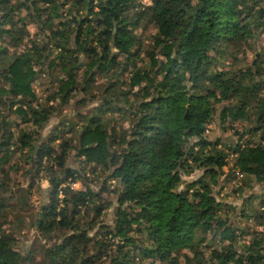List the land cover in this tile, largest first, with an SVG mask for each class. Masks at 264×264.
<instances>
[{
	"label": "trees",
	"instance_id": "16d2710c",
	"mask_svg": "<svg viewBox=\"0 0 264 264\" xmlns=\"http://www.w3.org/2000/svg\"><path fill=\"white\" fill-rule=\"evenodd\" d=\"M9 1L0 0V214L8 205L3 178L10 172L4 167L17 142L27 154L25 162L46 182L48 200L31 224L48 243L20 252L0 228V264H96L103 258L109 264H145L148 259L149 264H264V200L256 214L263 231L239 250L236 229L221 216L228 207L213 190L225 166L232 178L236 170L242 174L244 186L264 184V49L244 70L216 67L218 57L234 56L255 34H264V0ZM23 8L38 24L27 40ZM144 20L156 29L157 54L148 52V67L130 66L127 59L140 43L135 30ZM79 70L85 94L97 74L112 71L113 79L91 111L76 113L75 139L54 134L52 145L41 140L35 146L34 137L56 109L49 101L69 102L79 90ZM123 71L129 74L133 99L124 102L128 126L119 135L110 129L107 112L123 109L118 104L122 89L114 88L123 84ZM40 72L51 87L46 105H38L31 85ZM217 104L222 122H251L247 132L256 142L244 133L227 148L219 139H207ZM65 122L70 129L78 124ZM70 156L82 157L93 172L116 181L113 225L103 220L108 202L87 185L73 188L84 169L68 165ZM197 169L203 171L200 177L183 179ZM210 232L219 247L206 259L202 238Z\"/></svg>",
	"mask_w": 264,
	"mask_h": 264
},
{
	"label": "rangeland",
	"instance_id": "374dc122",
	"mask_svg": "<svg viewBox=\"0 0 264 264\" xmlns=\"http://www.w3.org/2000/svg\"><path fill=\"white\" fill-rule=\"evenodd\" d=\"M142 3L149 4L150 0H143ZM9 4L15 5L16 0H10ZM39 4H41V1ZM20 14L26 18L24 20V28L29 34V36L26 38L27 40L28 38L35 35L38 31L37 20L36 22L31 21L30 17L27 16L28 10H25L24 8L21 10ZM135 33L139 37L140 43L137 47L132 49L134 54L130 56L129 59H127V62L130 63V66H132L131 63L133 62L136 64V67H148V52L152 51L153 53L155 52L157 54V49L155 47L157 40L155 36L156 29L153 27L150 21L144 20L135 30ZM26 40L24 43H27ZM8 49H10V53L14 52L13 48L9 47ZM260 49H264V34L257 33L251 40L248 41V43L241 45L239 50L235 52L234 56L223 55L221 58L218 57L219 62L217 63L218 66L216 67L229 71L241 69L244 70L254 59V53ZM123 62L125 61L123 60ZM90 64L94 66V61H92ZM34 68L38 69V66L35 65ZM121 68H123L122 65H120V69ZM111 73L113 72L111 71L108 74L102 75L97 74L91 78V81L88 83L89 93L85 94L80 90V87L84 83L82 70L77 71L76 82L77 85H80L79 90L74 92L67 104L60 105L58 102L49 101V104H54L56 109L54 110L48 123L41 130H39L37 136L34 137V145L38 146L41 140L52 145L50 139L54 134L75 139L77 137V130L80 127V119L77 117L76 113H87L102 100L104 95V86L109 80L113 79V77H111ZM38 75L40 77L39 80L33 81L31 85L38 97V105H46L48 102V97L50 96L51 87L49 88V83L45 82L44 80L47 79V75L45 73L40 72ZM120 75L119 83L123 81V84L118 86L115 85L114 88L119 91L122 89L121 93L118 92L120 93L118 95V104L123 109L121 110L120 114L116 113L115 115H113L111 111L107 112L110 117V124L112 125L110 129H113L119 135L122 134L124 129H126L128 126L127 117H125L127 116V110L126 106H124V102L126 99H133L132 93L130 92V87L128 85L129 74L126 71H123ZM113 81L114 80H112L111 83H114ZM85 99H87L86 104L82 102ZM112 99L117 101L115 95L112 96ZM220 107L221 104H217L215 106L216 109L213 111L212 119L206 126L207 128L205 136L207 139H219L224 147L227 148L228 146L235 145L239 134L244 133L246 134L244 137L249 139L251 143L256 142V137H254L255 135L247 132L249 127L253 125L251 122L243 120L231 121L229 119L222 122L218 116ZM66 119L78 124L74 128L70 129V127L65 122ZM12 129L15 132V137H17L16 135L18 132L15 126H12ZM18 146L19 145L17 142L11 146L10 149H17V151L10 158L9 164L4 167L5 170H9L10 172L7 177L8 179L3 178L4 182L7 183V186L4 188L3 197L5 198V203L8 205L0 214V219L2 221L0 228L5 234L10 235L15 239L16 249L22 252L32 250L38 245L48 243L38 234L35 226L31 224L32 220L34 219L33 216L35 212H37L38 208L48 200V189H45L46 182L40 181L39 175L37 176L34 173L35 166H33L31 163L25 162V157L27 154L21 151ZM1 155L2 152H0V157ZM82 159L83 158L80 157L79 160H76L74 156H70L67 159L68 165H72L73 168L77 170L79 169L81 172H83L81 168L84 169V173L81 174L82 176L80 178L82 182H76L73 184V188L83 189L87 185L91 190L97 192L99 198H102L108 202L109 207L106 209L103 215V220L105 224L113 225L115 216L114 214L118 207L115 198V192L119 186L115 180L109 179V177H107L108 173L93 172L91 169H89L91 167L85 165V162L82 161ZM229 163L232 165L233 160H230ZM202 174V169H197L192 175L183 176V179L185 181L195 180ZM232 175L231 169L228 166H225L223 170L220 171L218 185H216L213 190L216 199L228 207V212L226 214H222L221 216L224 219H227V224L230 227L236 229L237 237L235 240V247L241 250L243 245L249 244L255 237L259 238L260 235L257 233H261V231H263V226L259 224L256 214L257 211L261 209L260 202L262 199L264 200V184H259L255 181H252L250 182L249 187L244 186L242 177L238 179L236 172H234L233 178ZM0 177L3 176L0 174ZM86 180L88 182L87 184H84V181ZM241 182L242 188L239 191L237 190V187L241 184ZM183 187L184 185H181L180 189ZM97 230L98 228L95 231H91L90 235L94 236V233ZM212 234L213 232H210L207 234V236L202 238L204 243L201 245V248L203 257L206 259L209 258L211 250L214 247H219L215 240H211ZM214 242L216 243L214 244ZM261 245L263 248L262 252H264V238ZM183 250L184 252L187 251V249ZM37 253L38 251L34 253L35 260L39 259V255ZM186 253L191 255L189 252ZM109 263V259L103 258L96 264ZM149 263L150 259L145 262V264ZM155 264L161 263L160 261H155Z\"/></svg>",
	"mask_w": 264,
	"mask_h": 264
},
{
	"label": "built area",
	"instance_id": "2783aa9c",
	"mask_svg": "<svg viewBox=\"0 0 264 264\" xmlns=\"http://www.w3.org/2000/svg\"><path fill=\"white\" fill-rule=\"evenodd\" d=\"M236 174L238 176V179H240L242 177V174L238 170H236Z\"/></svg>",
	"mask_w": 264,
	"mask_h": 264
}]
</instances>
